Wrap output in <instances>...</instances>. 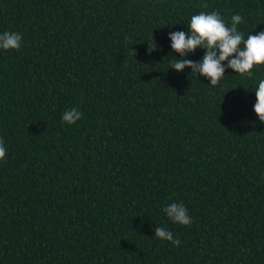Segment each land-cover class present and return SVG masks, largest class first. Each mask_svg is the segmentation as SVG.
Wrapping results in <instances>:
<instances>
[{"label": "trees", "instance_id": "trees-1", "mask_svg": "<svg viewBox=\"0 0 264 264\" xmlns=\"http://www.w3.org/2000/svg\"><path fill=\"white\" fill-rule=\"evenodd\" d=\"M200 12L264 32V0H0L22 37L0 48V264H264V64L218 86L171 69Z\"/></svg>", "mask_w": 264, "mask_h": 264}, {"label": "clouds", "instance_id": "clouds-1", "mask_svg": "<svg viewBox=\"0 0 264 264\" xmlns=\"http://www.w3.org/2000/svg\"><path fill=\"white\" fill-rule=\"evenodd\" d=\"M241 23L243 18L238 14L232 16L230 27L226 26L217 12H200L193 15L187 34L183 31L168 34L172 50L180 56V59L174 58L171 61L170 68L177 72L191 68L192 74L208 78L212 86L220 85L225 77L226 68L233 69L243 78H252L254 66L264 64V32L248 35L245 40L243 34L238 31V25ZM21 43L22 37L17 32L5 31L0 34V48L4 50H19ZM242 43L243 47H241ZM198 48L206 50L202 61L194 62L185 58L189 53H195ZM155 49L156 45L149 46L148 54ZM130 51L135 57L137 54L135 50ZM255 95L257 102L253 106L254 112L260 122L264 123V79L259 81ZM82 116L81 111L72 108L63 113L62 121L74 125L81 120ZM6 152L4 141L0 139V161L6 162ZM164 212L173 223L187 226L192 222L188 209L182 202L172 203L164 208ZM155 237L161 241L171 242L175 246L181 243L178 238H174L171 231L164 227L155 228Z\"/></svg>", "mask_w": 264, "mask_h": 264}]
</instances>
